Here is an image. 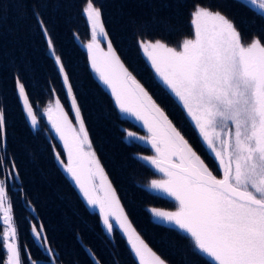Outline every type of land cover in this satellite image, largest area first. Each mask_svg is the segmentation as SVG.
<instances>
[{
	"label": "snow or ice",
	"instance_id": "obj_1",
	"mask_svg": "<svg viewBox=\"0 0 264 264\" xmlns=\"http://www.w3.org/2000/svg\"><path fill=\"white\" fill-rule=\"evenodd\" d=\"M258 6L264 15V0H240ZM164 7H172L165 3ZM91 28L88 60L98 82L110 92L120 113L140 122L147 135L129 137L150 145L154 155L140 157L161 174L150 187L175 201L174 211L151 208L153 222L169 226L189 240L211 264H264V43L254 37L245 43L235 22L218 8L197 2L190 12L192 38L177 47L161 39H148L155 17L139 25L137 47L155 77L179 102L197 133L200 147L217 164L218 177L198 154L168 112L125 65L105 29L101 8L86 0L83 8ZM46 38L67 96L75 125L60 99L46 113L51 128L62 142L66 161L55 152L57 162L79 190L87 206L98 209L106 232L118 228L138 264H168L137 232L93 148L74 86L65 63L40 14L34 12ZM165 30L172 28L165 25ZM100 38L107 40L106 50ZM15 91L33 128L37 118L25 82L15 78ZM7 145L5 110L0 108V150ZM7 154L0 155V264H38L27 245L22 247L14 221L8 188L19 179L15 163L4 174ZM115 226V227H114ZM31 233L48 256L53 252L44 225L31 224ZM95 264H100L94 254Z\"/></svg>",
	"mask_w": 264,
	"mask_h": 264
},
{
	"label": "trees",
	"instance_id": "obj_2",
	"mask_svg": "<svg viewBox=\"0 0 264 264\" xmlns=\"http://www.w3.org/2000/svg\"><path fill=\"white\" fill-rule=\"evenodd\" d=\"M169 2L172 7L163 6ZM197 2L218 8L232 19L245 43L254 37L264 43V15L240 0H94L95 6L101 8L105 29L121 60L162 102L170 118L219 177L216 163L201 149L198 135L178 101L155 77L137 47V40L143 38L139 25L155 17L147 38L161 39L179 48L183 39L192 38L190 12ZM85 5L86 0H0V108L5 110L7 122V145L0 155L7 154L4 174L11 170L12 162L19 173V179L10 182L8 193L22 257L23 246L27 245L38 264H51L53 258L31 233V224L42 223L56 254L54 264H95L92 254L100 264H138L122 233L117 228L111 235L106 232L99 213L87 206L55 158L54 153L60 152L66 162L63 146L43 111L58 98L69 119L74 120V116L71 98L37 24V12L70 74L97 157L137 232L168 264H211L188 239L181 238L169 226L154 223L147 211L153 207L171 211L175 204L147 188L157 173L140 157L151 156L152 150L139 142L126 141L128 132L142 134L143 130L121 116L110 93L91 70L83 48L91 40V28L83 14ZM165 25L172 31L165 30ZM100 39L106 47L107 40ZM16 76L25 82L33 103L35 128L16 95ZM3 228L0 220V234ZM24 259L28 264L27 257Z\"/></svg>",
	"mask_w": 264,
	"mask_h": 264
},
{
	"label": "rangeland",
	"instance_id": "obj_3",
	"mask_svg": "<svg viewBox=\"0 0 264 264\" xmlns=\"http://www.w3.org/2000/svg\"><path fill=\"white\" fill-rule=\"evenodd\" d=\"M255 8H257L258 10H259V8H258V6H254ZM261 11V10H260ZM100 41H101V39H100ZM87 45V44H86ZM86 45H84L83 46V48L86 50V52H87V48H86ZM104 45L101 43V47L102 48H104L105 50H106V47L104 46ZM87 54H88V52H87ZM92 70V69H91ZM93 72V71H92ZM93 74H94V76L96 77V74L93 72ZM96 79H97V77H96ZM158 79V78H157ZM98 80V79H97ZM103 86V85H102ZM104 87V86H103ZM105 88V87H104ZM108 92H109V90L107 89V88H105ZM110 93V92H109ZM175 98V97H174ZM179 103V102H178ZM53 105H54V102L52 103ZM48 108V107H47ZM47 108H45L44 109V111H43V115H44V117L46 118V120H47V122H48V124H49V126H50V128H51V124L49 123V121H48V116H47V113H46V110H47ZM121 114V116L124 118V119H128V120H130V121H132L133 123H135V124H137V126L138 127H140L141 128V130H143V133L142 134H137V133H135L136 134V136H144V135H147V133H146V130L141 126V124H140V122H138V121H136L134 118H131V117H129V116H127L126 114H123V113H120ZM72 122H73V124L75 125V120H72ZM51 130H52V132H53V134L55 135V137L59 140V138L56 136V134H55V132H54V130L51 128ZM60 141V140H59ZM126 141H128V142H139V143H141V144H143V145H145V146H148V147H150V145L149 144H147L146 142H144V141H140V140H138V139H135V138H133V137H129L128 135H126ZM61 142V141H60ZM62 143V142H61ZM151 148V147H150ZM152 150V149H151ZM152 155H154V152H153V150H152ZM141 159V158H140ZM144 163H146L147 165H148V163L146 162V161H144L143 159H141ZM67 162V161H66ZM149 166V165H148ZM216 166H217V164H216ZM150 167V166H149ZM153 169V168H152ZM62 170H63V168H62ZM154 170V169H153ZM155 171V170H154ZM64 172V171H63ZM65 173V172H64ZM157 173V172H156ZM66 174V173H65ZM67 175V174H66ZM160 178H162V176H161V174H159V173H157V177L155 178V179H160ZM72 182V181H71ZM151 182V181H150ZM150 182L148 183V186H147V188L150 190V191H152V192H154V193H156V194H158V195H161V196H163V197H166V198H168V199H170V200H172L171 198H169L168 196H166L164 193H162V192H158V191H156V190H154V189H152L151 187H150ZM73 183V182H72ZM74 185V184H73ZM75 186V185H74ZM77 189V188H76ZM78 190V189H77ZM78 192H79V190H78ZM81 195V194H80ZM173 202H174V204H175V201L174 200H172ZM90 208V207H89ZM175 208H176V204H175ZM90 209H92L93 211H97L98 212V209H93V208H90ZM175 210V209H174ZM174 210H171V211H174ZM161 211H169V210H161ZM154 219V218H153ZM2 221V220H1ZM3 222V221H2ZM115 227V226H114ZM118 229V228H117ZM119 230V229H118ZM120 231V230H119ZM123 235V234H122ZM126 239V238H125ZM130 247V246H129ZM202 254V253H201ZM202 255H204V254H202ZM207 259H209L210 260V258L209 257H207L206 255H204Z\"/></svg>",
	"mask_w": 264,
	"mask_h": 264
},
{
	"label": "water",
	"instance_id": "obj_4",
	"mask_svg": "<svg viewBox=\"0 0 264 264\" xmlns=\"http://www.w3.org/2000/svg\"><path fill=\"white\" fill-rule=\"evenodd\" d=\"M102 40H104V41H105V39H104V38H102Z\"/></svg>",
	"mask_w": 264,
	"mask_h": 264
}]
</instances>
